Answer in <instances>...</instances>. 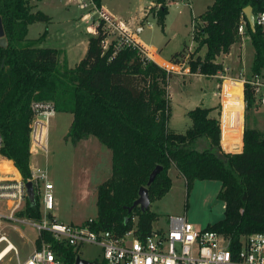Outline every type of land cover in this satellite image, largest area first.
Wrapping results in <instances>:
<instances>
[{"label": "trees", "instance_id": "16d2710c", "mask_svg": "<svg viewBox=\"0 0 264 264\" xmlns=\"http://www.w3.org/2000/svg\"><path fill=\"white\" fill-rule=\"evenodd\" d=\"M33 0H0V21L5 45L0 41V153L11 160L21 177L31 176L29 124L32 102L49 101L56 112H70L72 121L66 138L77 143L95 137L111 151V174L96 187L95 228L128 229L137 217L138 231H149L156 214L133 207L138 190L146 186L156 166L161 169L148 185L150 203L162 198L171 187L169 170L174 167L183 176L186 194L196 180H217L221 187L216 197L224 202L223 217L206 226L221 231L234 240L242 234L264 232V131L245 126L235 151H227L219 120L210 116L213 108L195 106L187 111L191 125L183 132L169 129L171 115L169 79L174 74L162 65L178 66L186 60V46L173 53L169 63L148 58L138 47L121 45L117 40L104 48L103 23L87 39L84 56L74 67L59 65L60 50L42 47L47 28L35 39L26 37L28 25L48 23L50 17L32 11ZM99 6L100 0H95ZM168 0H156L160 8L156 22L163 28ZM175 1V0H169ZM256 12L264 7L258 0H214L195 20V52L206 47L203 57L190 58L191 73L208 76L222 69L215 59L229 53L239 39L237 26L243 9ZM245 17V15H244ZM246 33L254 48L248 74L264 68V30L247 23ZM245 109L254 100L248 86L244 89ZM206 140L207 147L199 148ZM6 162V161H5ZM10 162V161H9ZM6 162L14 171L15 168ZM41 204L35 194L27 200L19 215L38 220ZM127 219V221H125ZM50 239L41 232L35 239ZM59 254L67 263L73 253L62 248Z\"/></svg>", "mask_w": 264, "mask_h": 264}, {"label": "rangeland", "instance_id": "374dc122", "mask_svg": "<svg viewBox=\"0 0 264 264\" xmlns=\"http://www.w3.org/2000/svg\"><path fill=\"white\" fill-rule=\"evenodd\" d=\"M213 1H166L168 13L163 28L156 22V12L160 8L156 0H100V3L110 15L127 24L133 34L137 33L152 47L151 49L158 56L152 50L150 55L160 64L166 63L164 60H168L173 53L180 51L184 43L187 44L186 53L189 57L178 66L166 65L174 73L169 79L167 88L171 107L168 120L170 130L183 133L191 125L186 113L195 106L213 108L210 116L219 119L221 104L218 92L223 81L225 98L222 131L225 136V147L233 150L241 141L239 128H242L243 118L244 127H254L264 131V117L255 107L245 109V104L243 106L242 102V85L235 80L241 79L242 74L248 73L252 65L254 48L248 35L242 40L238 39L231 46L229 53L216 57L215 60L221 63L222 69L215 75L202 74L204 75L202 76L189 71V59H194L197 55L203 57L206 51L204 46L195 52L197 46L194 40L195 29L193 30L197 22L195 19ZM37 2V5L36 0L31 2L32 9L48 14L51 22L47 24L35 22L29 25L27 38L35 39L47 28L43 40L44 46L65 49L67 64L69 67H74L79 62V54L91 35L86 31L88 24L79 18L82 11L69 0H38ZM138 25L142 26L140 31ZM115 36L116 34L109 31V41L115 39ZM64 62L65 56L61 51L59 65L62 66ZM48 121L46 149L30 155V169L39 168L46 171L47 180L53 185L55 198L52 212L58 221L78 223L87 217L96 216V187L111 174L108 155L110 150L93 136L91 140H80L75 144L66 138L72 121L70 112L54 111ZM207 145V141L202 140L199 148ZM221 149L223 150L222 146ZM169 176L171 178L169 191L162 198L150 203V210L156 214L152 222L153 226L164 225L166 218L172 214L185 213L187 219L198 228L212 224L223 217V202L216 197L220 188L219 181L196 180L187 195L185 180L176 168L172 167L169 170ZM39 192L41 190H38L41 202ZM4 230L16 249H11L0 260V264H18L33 250L37 230L31 225L20 222L7 224ZM79 250L81 255L88 259L99 257L100 254V249L94 245L85 244Z\"/></svg>", "mask_w": 264, "mask_h": 264}, {"label": "built area", "instance_id": "2783aa9c", "mask_svg": "<svg viewBox=\"0 0 264 264\" xmlns=\"http://www.w3.org/2000/svg\"><path fill=\"white\" fill-rule=\"evenodd\" d=\"M69 1L74 2L82 11L79 18L88 24L86 25L88 33L95 34L97 26L103 23L102 29L106 32L103 40L104 48L112 41L108 39L110 31L116 34L113 40H117L118 48L121 45H133L145 56L152 58L150 51L135 39L128 25L116 20L101 4L98 6L95 0ZM258 1L264 5V0ZM253 20L255 27L264 30V7L256 12L253 11ZM246 29L247 20L243 13L237 26L239 39L246 37ZM185 57L187 59L189 55L186 53ZM236 80L242 81L243 103L245 104L244 89L247 85L254 100L253 107L257 108L264 117V69L242 74L241 79ZM218 94L221 104L218 119L221 145L225 98L223 81ZM31 109L33 116L29 124L30 155L46 149L48 120L55 111L53 103L49 101L32 102ZM40 126H44L45 131L38 145L34 141V130H38ZM223 150L226 151L224 148ZM0 159L10 161L1 153ZM30 170L31 176L26 180L20 175L18 179H7L0 172V252L11 243L4 228L13 222L31 225L37 230V236L44 231L50 237V239L41 238L39 244L34 245L31 253L18 264H76L77 259L85 260L90 264H264V232L242 234L233 240L230 235L207 226L196 227L187 219L185 213L169 215L164 225L151 224L145 234L138 231L136 216L132 217L131 226L122 232L114 228H95L96 216L87 217L78 223L58 221L52 212L55 198L53 185L47 180L46 171L39 168ZM26 181L32 182L35 194L38 195V190H41L39 192L41 217L38 220L19 215L28 200ZM85 244L97 246L100 249L99 257L94 259L83 257L79 249ZM10 245V250L16 249L12 244ZM64 247L73 253V262L67 263L59 254Z\"/></svg>", "mask_w": 264, "mask_h": 264}, {"label": "water", "instance_id": "95a60500", "mask_svg": "<svg viewBox=\"0 0 264 264\" xmlns=\"http://www.w3.org/2000/svg\"><path fill=\"white\" fill-rule=\"evenodd\" d=\"M243 13L245 15V18L247 20V23L252 31L255 30L254 20H253V10L251 6H246L243 9ZM0 41L3 45L6 43V39L4 37V31L2 27V23L0 21ZM161 167L156 166L153 171L149 175V179L146 186H141L138 190V198L133 202L132 206L129 207L128 210H131L133 207L139 206L142 210H146L150 206V199L148 195V185L151 184V182L154 180L157 173L160 171ZM26 187V194L29 201H33L35 198L34 188L31 181L25 182ZM127 221V219L125 220ZM76 264H90V262H87L82 259H77Z\"/></svg>", "mask_w": 264, "mask_h": 264}, {"label": "crops", "instance_id": "0c3cea01", "mask_svg": "<svg viewBox=\"0 0 264 264\" xmlns=\"http://www.w3.org/2000/svg\"><path fill=\"white\" fill-rule=\"evenodd\" d=\"M38 0H36V5H37V2ZM32 11L33 12H35L36 11V9L34 8V9H32ZM44 13V12H43ZM46 14V13H45ZM48 15V14H47ZM49 16V15H48ZM50 17V16H49ZM166 18V17H165ZM51 22V17H50V21L48 22V23H50ZM165 23V22H164ZM29 25H31V24H29ZM28 25V26H29ZM142 29V26L140 25H138V30L140 31ZM89 34H91V33H89ZM134 35V37H135V39L138 41V42H140L142 45H144L149 51L150 50H152L151 48V46L148 44V43H146L145 41H143L139 36H138V34L136 33V34H133ZM26 37H27V35H26ZM44 42L45 41H43L42 43H40V46H42V47H46V46H44ZM185 44V43H184ZM183 44V45H184ZM192 44V43H191ZM185 45H187V44H185ZM52 48H56V47H52ZM56 49H59L60 51H62V55H64L65 56V62L67 63V56H66V51H65V49H62V48H56ZM86 49H87V40H86V42H85V45H84V48H83V50L80 52V54H79V58H78V61H80V59L82 58L81 57V55H83L84 56V54H85V52H86ZM153 51V53L155 54V55H157V53L154 51V50H152ZM61 53V52H60ZM158 56V55H157ZM164 61H166L167 63H169L168 62V60H164ZM215 62H217L216 60H215ZM158 63V62H157ZM67 66H68V64H67ZM162 66H165L166 67V65H162ZM69 67V66H68ZM200 75H202V74H200ZM202 76H204V75H202ZM215 94V93H214ZM242 96H243V94H242ZM243 102V101H242ZM243 106H244V103H243ZM206 107H209V106H206ZM212 111V110H211ZM243 121H244V118H243ZM242 121V128H239V135L241 136V138H242V136H243V129H244V122ZM43 131H45V128L43 129V130H40V129H38V130H34V141H35V143L36 144H40L41 143V138H42V135H43ZM223 132V131H222ZM88 139H90L91 140V136H89L88 138H86V139H82L81 141H86V140H88ZM225 139V138H224ZM96 142V141H95ZM241 142V141H240ZM242 145H243V141H242ZM242 145H241V149H240V151L242 150ZM102 148V147H101ZM107 148V147H106ZM227 151V150H226ZM240 151H230V152H240ZM107 153H108V151H106ZM228 152V151H227ZM108 155H109V158H110V166H111V151H110V153H108ZM11 161V160H10ZM12 162V161H11ZM13 163V162H12ZM13 166H14V164H13ZM15 167V166H14ZM30 167H31V164H30ZM16 168V167H15ZM17 169V168H16ZM18 170V169H17ZM19 172V171H18ZM178 172V171H177ZM179 173V172H178ZM19 175H20V173H19ZM179 175H181L180 173H179ZM21 176V175H20ZM181 177L183 178V176L181 175ZM200 181H203V180H200ZM217 181V180H216ZM219 183H220V187H221V182L219 181ZM220 189V188H219ZM219 191V190H218ZM218 193V192H217ZM217 193H216V195H217ZM223 202V201H222ZM222 208H223V210H224V202L222 203Z\"/></svg>", "mask_w": 264, "mask_h": 264}, {"label": "bare ground", "instance_id": "6f19581e", "mask_svg": "<svg viewBox=\"0 0 264 264\" xmlns=\"http://www.w3.org/2000/svg\"><path fill=\"white\" fill-rule=\"evenodd\" d=\"M225 79L234 81V79H231V78H225ZM236 81H239L241 83V85H242V81H240V80H236ZM39 129L43 130L44 126H40ZM5 161L6 160L0 159V172H2L4 174V178H7V179H18L19 178L18 170L13 166L15 168V171H14L11 167H9L7 165L6 162H9V161H6V162ZM9 163H11V162H9ZM10 244H12V243H10ZM10 244L2 252H0V260L10 251V248H11Z\"/></svg>", "mask_w": 264, "mask_h": 264}]
</instances>
